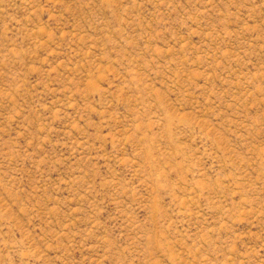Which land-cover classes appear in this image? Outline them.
I'll return each instance as SVG.
<instances>
[{"label": "rangeland", "instance_id": "obj_1", "mask_svg": "<svg viewBox=\"0 0 264 264\" xmlns=\"http://www.w3.org/2000/svg\"><path fill=\"white\" fill-rule=\"evenodd\" d=\"M0 264H264V0H0Z\"/></svg>", "mask_w": 264, "mask_h": 264}]
</instances>
